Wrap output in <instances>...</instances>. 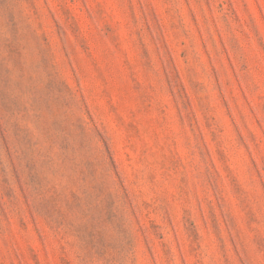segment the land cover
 Instances as JSON below:
<instances>
[{
    "label": "rangeland",
    "instance_id": "obj_1",
    "mask_svg": "<svg viewBox=\"0 0 264 264\" xmlns=\"http://www.w3.org/2000/svg\"><path fill=\"white\" fill-rule=\"evenodd\" d=\"M0 264H264V0H0Z\"/></svg>",
    "mask_w": 264,
    "mask_h": 264
}]
</instances>
